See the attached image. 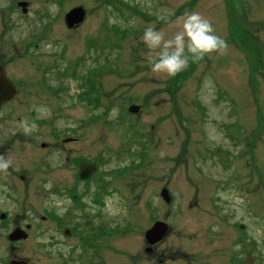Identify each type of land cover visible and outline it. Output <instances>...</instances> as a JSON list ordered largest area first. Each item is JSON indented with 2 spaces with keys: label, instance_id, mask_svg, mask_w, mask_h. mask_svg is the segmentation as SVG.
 <instances>
[{
  "label": "rangeland",
  "instance_id": "1",
  "mask_svg": "<svg viewBox=\"0 0 264 264\" xmlns=\"http://www.w3.org/2000/svg\"><path fill=\"white\" fill-rule=\"evenodd\" d=\"M19 1L0 0V65L19 86L0 114V264H149L156 220L171 227L162 264H264V0ZM76 6L87 17L70 29ZM191 13L227 47L153 74L145 28L171 38ZM69 156L97 162L93 182Z\"/></svg>",
  "mask_w": 264,
  "mask_h": 264
},
{
  "label": "clouds",
  "instance_id": "2",
  "mask_svg": "<svg viewBox=\"0 0 264 264\" xmlns=\"http://www.w3.org/2000/svg\"><path fill=\"white\" fill-rule=\"evenodd\" d=\"M166 15L171 16L172 13ZM142 42L148 49V64L152 73L166 74L169 78H174L189 67V56L192 61H198L227 47L226 42L214 33L212 24L199 13L186 15L181 30L171 38H166V33L154 26L145 28ZM21 126L25 135L35 129V125L26 120L21 121ZM11 167L12 161L0 155V174L7 173Z\"/></svg>",
  "mask_w": 264,
  "mask_h": 264
},
{
  "label": "water",
  "instance_id": "3",
  "mask_svg": "<svg viewBox=\"0 0 264 264\" xmlns=\"http://www.w3.org/2000/svg\"><path fill=\"white\" fill-rule=\"evenodd\" d=\"M27 2H20V6L23 7V11L27 12ZM87 11L83 6H77L71 9L65 16V22L69 28H74L80 25L85 17ZM17 90L13 84V82L6 76L4 69L0 66V107L7 101L11 100ZM139 106L133 105L130 107V111L137 112L139 110ZM96 170L94 165L85 164L82 166V177L86 178L92 175V173ZM163 198L167 201H171V196L169 190L164 188L161 192ZM30 227V226H28ZM169 232V226L167 223L162 221H157L152 228L147 230L145 233V237L147 242L150 245H154L164 239V237ZM28 237V233L23 230L21 227H16L12 233L9 234V240L12 242L19 241L22 239H26ZM151 248H148L149 251ZM252 258H250V261ZM9 264H30L24 260H12Z\"/></svg>",
  "mask_w": 264,
  "mask_h": 264
},
{
  "label": "flooded vegetation",
  "instance_id": "4",
  "mask_svg": "<svg viewBox=\"0 0 264 264\" xmlns=\"http://www.w3.org/2000/svg\"><path fill=\"white\" fill-rule=\"evenodd\" d=\"M3 65V64H2ZM16 83V82H15ZM17 86V85H16ZM18 87V86H17ZM15 99V98H14ZM13 99V100H14ZM12 100V101H13ZM12 101H10V102H8V103H5L2 107H1V109H0V114L4 111V109L12 102ZM69 143H72V142H69ZM9 143L7 142V145H8ZM42 147H51V146H48L47 145V143H43L42 144ZM47 150H50V149H47ZM69 150H72V148H69ZM5 152L6 151H2L0 154L1 155H5ZM69 159H72L73 160V162L74 163H72L73 164V167H79V173L78 174H80V168H81V162H82V160H80L82 157L81 156H77V157H71V156H69L68 157ZM55 218V217H54ZM56 220V219H55ZM77 224H79V223H77ZM79 231H80V228H79ZM82 232V231H81ZM78 233V231H76V229H75V227H70V228H68V229H65V231H64V234L67 236V237H71L73 234H77ZM86 233H88L87 231H86ZM87 235V234H86ZM83 236H84V233H83ZM80 242H81V244L83 245L84 244V242H83V239H82V237H80ZM160 244H162V241L161 242H159V243H157V244H155L153 247H152V250H150V252H148V257H147V261H148V263L149 264H162L167 258L169 259L170 257H168L166 254H165V252H158L157 250H156V248H157V246H159ZM77 251V249L76 248H73L72 249V251H70V250H68V252H65V255H66V260L67 259H71V260H73V261H75V255H74V253ZM80 257H82V253L79 255ZM77 259H79L78 257H77ZM82 263H83V261H82ZM192 264V263H191Z\"/></svg>",
  "mask_w": 264,
  "mask_h": 264
}]
</instances>
